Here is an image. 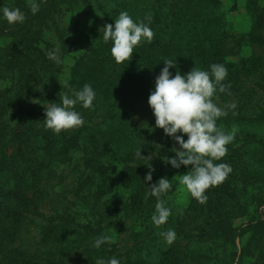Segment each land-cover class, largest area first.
<instances>
[{"label":"trees","instance_id":"16d2710c","mask_svg":"<svg viewBox=\"0 0 264 264\" xmlns=\"http://www.w3.org/2000/svg\"><path fill=\"white\" fill-rule=\"evenodd\" d=\"M35 2L33 14L29 0H0V264L113 257L120 264H264V0H231L227 10L247 16L239 30L228 24L223 0ZM4 7L19 8L24 22L10 25ZM121 11L146 23L154 39L117 64L102 28ZM53 49L59 63L47 57ZM165 60L176 64L173 76L194 67L210 73L212 64L227 69L231 95L217 91L213 102L228 114L216 124L238 131L214 163L232 171L206 191L203 205L191 195L184 205L175 201L180 175L192 166L164 162L179 145L155 127L148 103L155 90L148 81ZM85 84L96 98L92 109L74 108L84 125L46 129L45 107ZM139 148L152 159H137ZM148 163L155 171L145 182ZM163 177L172 185L161 197L171 215L156 227L157 198L145 195ZM168 230L176 233L171 245L160 235ZM101 235L112 243L96 248Z\"/></svg>","mask_w":264,"mask_h":264},{"label":"clouds","instance_id":"9594fccd","mask_svg":"<svg viewBox=\"0 0 264 264\" xmlns=\"http://www.w3.org/2000/svg\"><path fill=\"white\" fill-rule=\"evenodd\" d=\"M29 7L35 14L40 6L35 0H29ZM3 16L10 25L23 23L26 18L19 8L9 7L3 8ZM146 19L151 21V16H147ZM102 29L104 43L112 41L111 55L117 64L131 61L135 47L142 42L151 43L154 39V32L151 28L143 21L134 22L126 11L119 13L114 26L106 24ZM58 51V49L49 51L48 59L59 63ZM163 62L165 67L156 78L155 90L150 94L148 103L155 116V127L163 129L165 135L171 137L179 145L178 149L172 148L175 157L166 156L163 159L166 164H171L176 169L182 165L192 166L190 171L180 175L179 183L184 186L192 198L203 205L208 200L206 191L222 184L232 171L231 166L226 163H214L226 156L227 145L234 140L238 131L236 127H233L230 133H226L216 124L218 118L228 114L213 102L217 91L231 95L229 91L231 85L223 83L227 76V69L222 64H212L210 73L194 67L186 75H181L177 71L173 76L169 69L175 67L176 64L172 60ZM95 98L96 93L89 84L75 91L72 96L64 93L60 97L61 104H51L45 107L46 129L60 134L62 131L82 127L85 121L74 108L79 103L85 109H92ZM226 107L235 108V104ZM185 135L188 137L186 141L183 138ZM135 155L141 160L150 161L152 159V156H142L141 148L136 151ZM146 166L149 171L145 182H150L155 169L150 163ZM171 187V182L167 177L160 178L148 187L149 191L145 199L149 196L157 198L156 211L152 216L156 227L166 224L171 215V209L166 207L165 201L161 199ZM160 235L168 245L176 240L174 230L162 232ZM104 243H112V237L101 235L95 240L94 246L100 248ZM96 264H120V262L113 257L107 262L98 259Z\"/></svg>","mask_w":264,"mask_h":264},{"label":"rangeland","instance_id":"374dc122","mask_svg":"<svg viewBox=\"0 0 264 264\" xmlns=\"http://www.w3.org/2000/svg\"><path fill=\"white\" fill-rule=\"evenodd\" d=\"M224 1V11H225V17L228 19L229 21V25L236 30L239 29H245L246 27H248V21H247V16L246 14L242 13V9H240L238 12L235 10H227L226 7L230 6V2L231 0H223ZM243 0H241L242 2ZM244 2H242L243 4ZM237 8H241L240 3L238 2V4L235 6ZM149 80V79H148ZM155 81L156 79L151 78L149 82L150 86H155ZM190 197V194L187 193V191L184 189V186H182L181 184L178 187L177 190V195L175 197V201L177 202V204H181L184 205L188 202ZM259 209L261 211V213H264V205L259 206Z\"/></svg>","mask_w":264,"mask_h":264}]
</instances>
